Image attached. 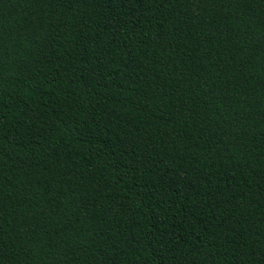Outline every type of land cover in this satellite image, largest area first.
<instances>
[{
  "label": "trees",
  "instance_id": "16d2710c",
  "mask_svg": "<svg viewBox=\"0 0 264 264\" xmlns=\"http://www.w3.org/2000/svg\"><path fill=\"white\" fill-rule=\"evenodd\" d=\"M0 264H264V0H0Z\"/></svg>",
  "mask_w": 264,
  "mask_h": 264
}]
</instances>
